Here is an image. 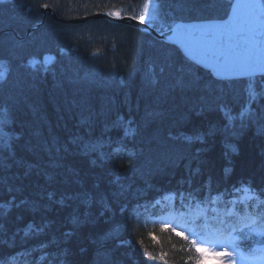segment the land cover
<instances>
[{
    "label": "trees",
    "instance_id": "obj_1",
    "mask_svg": "<svg viewBox=\"0 0 264 264\" xmlns=\"http://www.w3.org/2000/svg\"><path fill=\"white\" fill-rule=\"evenodd\" d=\"M152 1L161 29L223 19L232 4H0V264H197L187 243L148 223L150 203L243 185L264 201V77L243 113L251 80H216L140 29L48 12L28 34L44 7L67 21L139 17Z\"/></svg>",
    "mask_w": 264,
    "mask_h": 264
},
{
    "label": "water",
    "instance_id": "obj_2",
    "mask_svg": "<svg viewBox=\"0 0 264 264\" xmlns=\"http://www.w3.org/2000/svg\"><path fill=\"white\" fill-rule=\"evenodd\" d=\"M237 4L255 7L234 8ZM44 19L28 30L42 26L47 13L61 23H83L107 20L124 24L151 34L160 41L176 45L183 55L198 66L209 70L220 80L264 76V3L262 0H233L228 16L222 20L178 22L172 28L158 31L147 16L143 21L120 13H96L79 19L61 20L52 9H41ZM15 37L20 38L16 33ZM227 66V67H225ZM6 78V75L0 73Z\"/></svg>",
    "mask_w": 264,
    "mask_h": 264
},
{
    "label": "snow or ice",
    "instance_id": "obj_3",
    "mask_svg": "<svg viewBox=\"0 0 264 264\" xmlns=\"http://www.w3.org/2000/svg\"><path fill=\"white\" fill-rule=\"evenodd\" d=\"M5 3V0H0V4H3ZM262 3H264V0H262ZM240 7H255V5H250V4H246V5H241V4H237L234 8V11L235 9L237 8H240ZM109 15H113V13H109ZM116 15H119V13H116ZM139 19L141 21H143L145 19V17L141 16L139 17ZM227 67V66H225ZM251 88V86H249ZM251 95L255 96V93H251ZM226 173H227V169L225 170ZM239 190V189H237ZM244 190L246 192H254V190L249 187V186H244ZM50 195V198H51V195L52 194H49ZM193 194L192 193H189V196H192ZM257 201V207L259 208L261 204H264V201H261L260 200V196L259 195H255L254 197ZM205 200H207L208 202H214L215 201V197L214 196H211V194H209V196L205 197ZM203 201H201L202 203ZM0 207H3V205H0ZM230 215L231 214H236V215H241L240 211L239 210H232L230 211L229 213ZM244 215H251L250 213H248L247 209L244 210ZM78 217H74V220L78 222ZM260 222H264V210H261V211H258L256 213V216L252 219V223L253 224H256V223H260ZM221 223H223V221H221ZM245 227H249L248 225H245ZM167 226H165V229L166 230ZM173 232H175V229H173ZM177 236H183L182 233L180 232H176L175 233ZM185 240L188 239L187 236H184L183 237ZM153 239H155V237H153ZM209 243H213V245H215V241H209ZM192 244L195 246L196 248V251L200 254L199 256V259L197 261V264H204L205 261H209V260H212V261H215L216 264H235V261L230 259V257L232 256V253L228 252L226 249H223L221 251H215L213 249H209V248H202L200 247L199 245L196 244V241L193 240L192 241Z\"/></svg>",
    "mask_w": 264,
    "mask_h": 264
},
{
    "label": "rangeland",
    "instance_id": "obj_4",
    "mask_svg": "<svg viewBox=\"0 0 264 264\" xmlns=\"http://www.w3.org/2000/svg\"><path fill=\"white\" fill-rule=\"evenodd\" d=\"M147 8H149V9H147ZM147 8L144 11L145 13L142 14V15H146V16L151 17V22H153L155 26L159 27L160 26V18H159V13L157 12V9H156L155 2L152 1L148 5ZM250 80H251L250 81L251 88L250 87L248 88L249 89V96H250L249 103L246 106V108L243 110V113H247L249 111V109L251 108L252 103L260 97V93L257 92V89L255 87V86H257V84L255 83V81H253V79H250ZM250 92L251 93H255V96L251 95ZM232 200L233 201H236V199H232ZM231 206H232V204H231ZM212 209H215V206H213ZM203 212H204V206L203 205H196V207L191 212L182 213V214H183V216H190L191 215L194 218H196V217L202 215ZM180 216L181 215H179V217ZM209 249H212V248H209ZM213 250H215V251H221V249L218 250L217 248H215ZM232 260H234V259H232ZM204 264H216V262L215 261H212V260H209V261H205ZM235 264H236V262H235Z\"/></svg>",
    "mask_w": 264,
    "mask_h": 264
}]
</instances>
